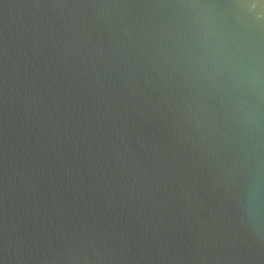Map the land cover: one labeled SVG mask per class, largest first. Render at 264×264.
<instances>
[{"label":"water","instance_id":"1","mask_svg":"<svg viewBox=\"0 0 264 264\" xmlns=\"http://www.w3.org/2000/svg\"><path fill=\"white\" fill-rule=\"evenodd\" d=\"M0 264H264V0H0Z\"/></svg>","mask_w":264,"mask_h":264}]
</instances>
